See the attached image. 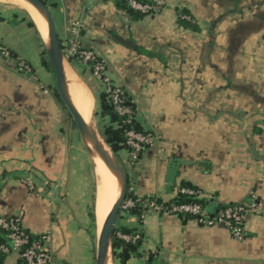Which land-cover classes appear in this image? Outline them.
Listing matches in <instances>:
<instances>
[{
	"label": "crops",
	"instance_id": "1",
	"mask_svg": "<svg viewBox=\"0 0 264 264\" xmlns=\"http://www.w3.org/2000/svg\"><path fill=\"white\" fill-rule=\"evenodd\" d=\"M116 1L49 0L61 37L80 24L82 47L106 62L136 122L159 137L135 162L126 148L115 155L128 187L167 203L188 183L212 210L252 208L242 242L166 212L142 222L123 215L120 223L143 233L141 253L155 254L156 264H264V0H165L158 13L139 17ZM181 10L199 31L178 23ZM11 14L0 13V46L32 75L0 56V217L22 213L25 230L44 237L52 264H96L81 139L68 128L54 72L42 63V41L29 51L22 37L35 29L16 30ZM68 66L83 81V66ZM85 80L102 92L91 74ZM0 264L25 263L12 252Z\"/></svg>",
	"mask_w": 264,
	"mask_h": 264
},
{
	"label": "built area",
	"instance_id": "2",
	"mask_svg": "<svg viewBox=\"0 0 264 264\" xmlns=\"http://www.w3.org/2000/svg\"><path fill=\"white\" fill-rule=\"evenodd\" d=\"M129 7L143 15L155 14L166 6L165 0H150L148 3H138L135 0H128ZM80 24L73 23L70 28L68 37L67 50L64 52L65 57H75L84 66H86L94 79H96L102 88V92L108 95L110 103L113 105L117 115L123 119V123L130 124L135 119V112L132 106L128 104L126 92L116 85L108 76L106 62L101 59L94 51L82 47L79 39ZM0 56L9 59L10 52L0 46ZM18 71L22 74H32L31 67L19 60L17 64ZM126 146L130 152L132 162L139 159L140 155L148 148L158 142L159 137L151 132L141 133L132 129L125 131ZM179 193L204 197L199 191L188 188H179ZM134 206L131 200H126L121 210H128ZM147 212L143 219L149 213L166 212L174 215H187L193 218L199 225L207 228L221 227L227 230L230 235L237 241H244L247 236L246 221L252 208L246 205L234 204L227 205L222 210L210 209L208 205L201 206L197 203L173 205L170 209L164 211L158 204L146 205ZM23 214L13 217H0V230L7 233L8 244L0 245V254L9 255L17 252L25 264H52V255L43 247L44 237L31 240L26 233L22 223ZM121 239L126 242H136L140 235H120Z\"/></svg>",
	"mask_w": 264,
	"mask_h": 264
},
{
	"label": "trees",
	"instance_id": "3",
	"mask_svg": "<svg viewBox=\"0 0 264 264\" xmlns=\"http://www.w3.org/2000/svg\"><path fill=\"white\" fill-rule=\"evenodd\" d=\"M42 1L46 5H48V0H42ZM135 1L138 3H143V4L150 2V0H135ZM116 4L118 5V7H120L121 9L127 10L128 12L133 14L135 17L143 16V14L139 12H135L129 7L128 0H117ZM178 23L184 28L194 30V31H199V28L197 27V25L192 23L191 18L187 15L186 11L184 10L178 11ZM28 25L34 28L38 32L35 23L31 19L28 21ZM59 38H60L62 49L65 52L68 47L67 46L68 39H64L61 37ZM9 59H14L16 62V66L19 63V59H17L12 52H10ZM67 61L73 68L75 67L78 68V66L80 65L83 66L81 67L82 70L80 74L82 79H85L86 74H91L90 70L86 66H84L77 58L67 57ZM42 63L48 70H51L52 72H54L51 66V63L48 59L46 48H44V51L42 52ZM17 70H18V66H17ZM55 94L57 95L58 99L61 101V98L59 96L57 89L55 91ZM126 98L129 104V99L127 95H126ZM98 99H99V109H100L99 116L105 123L102 133L100 134L102 135L105 143L111 149L114 156L122 149L124 148L128 149L126 146V138H125L126 130L132 129L136 132H141V133L148 132L144 130L136 122V119H134L132 123L130 124L123 123V119L117 115L113 105L109 101L108 95L105 92H101L100 95L98 96ZM132 109L134 110L133 107ZM180 188H188L194 191H199V189H197L196 187L188 183L182 184ZM126 200H131L134 203V206L125 211L121 210L120 219L123 215H130V216H136L140 222L143 221V215L147 212V208L145 206L148 204L149 205L153 203L158 204L163 208L164 211H166L170 209L173 205L197 203V204H200L201 206H206L208 203L205 197L198 198L195 196L193 197V196L184 195L179 192L176 198L166 203V202L161 201L160 199H157L151 196L138 197L133 193V191L130 190V188H128ZM228 205H234V204H228ZM226 206L227 205H220L217 209L222 210ZM90 216H91L93 224H95L96 222L95 208L91 210ZM178 216L186 220L188 219L193 220L192 217L187 216V215H178ZM26 233L29 235L32 241L39 238L29 233L27 230H26ZM120 235H129V236L140 235V239L136 242H126L123 239H121ZM143 241H144V235L141 231L135 228L126 227L122 225L119 221L114 231V234H113V256H114L115 263L116 264H128L130 259L134 257L136 259L145 258V261L147 262V264H156L155 254L141 253V247H142ZM8 242L9 240L7 237V233L4 232L3 230H0V245H7ZM0 256H5V255L0 254Z\"/></svg>",
	"mask_w": 264,
	"mask_h": 264
},
{
	"label": "bare ground",
	"instance_id": "4",
	"mask_svg": "<svg viewBox=\"0 0 264 264\" xmlns=\"http://www.w3.org/2000/svg\"><path fill=\"white\" fill-rule=\"evenodd\" d=\"M8 3L25 11L36 24L43 39L49 43L48 22L43 13L36 9L28 0H0V3ZM68 95L74 107L81 114L89 129L94 132L106 153L113 161L111 150L104 144L98 136L97 127L94 118L95 98L91 90L84 82L71 70L67 63L63 64ZM91 153V160L97 182V196L95 215L98 223V230L101 223L109 215L114 205L118 201L121 193V175L112 171L103 159L92 139H84ZM106 264H114V258L111 249L108 252Z\"/></svg>",
	"mask_w": 264,
	"mask_h": 264
},
{
	"label": "water",
	"instance_id": "5",
	"mask_svg": "<svg viewBox=\"0 0 264 264\" xmlns=\"http://www.w3.org/2000/svg\"><path fill=\"white\" fill-rule=\"evenodd\" d=\"M28 1L36 9H38L41 13H43L47 19L48 34H49V45L45 43L47 56H48V59L54 71V75H55L56 82H57V90L61 98V101L73 118V121L75 124L74 129L78 130L83 140L84 139L93 140L96 146V149L98 150V153L100 154L105 164L110 169H112V171L120 174L122 178L121 195L118 201L116 202V204L114 205L113 209L109 213V215L106 217L105 220L102 221L101 227L99 230H98V223L96 221V226H97L96 264H106L108 252L110 249L113 255V234L119 222L120 212H121L122 206L125 202L126 195L128 192V188H129L128 180H127L124 170L118 164V161L116 160L114 154L112 153L114 157V160L112 161L110 157L108 156V154L106 153L104 147L101 145L97 135L89 129L86 122L82 118L81 114L74 107L72 101L70 100V97L68 95L67 85H66L64 69H63L64 61H66L68 64L69 62L65 58L64 51L60 43V38L57 33L56 24H55L52 12L50 10V7L46 5L42 0H28ZM128 45L134 46L132 42H129ZM129 105L131 106L130 99H129ZM94 116H95V113H94ZM98 135L103 140L104 144L108 147V145L105 143L102 135L99 132H98ZM86 147L89 150L87 145Z\"/></svg>",
	"mask_w": 264,
	"mask_h": 264
},
{
	"label": "rangeland",
	"instance_id": "6",
	"mask_svg": "<svg viewBox=\"0 0 264 264\" xmlns=\"http://www.w3.org/2000/svg\"><path fill=\"white\" fill-rule=\"evenodd\" d=\"M48 6L50 7V10H51L53 18H54L58 36L61 37V32H60V29H59V22H58L57 18L54 15V10H53V8H51L49 0H48ZM1 12L2 13L4 12L5 14L14 13V14H11L10 19L12 21V26L13 27L15 26L17 28L16 30L25 29L26 25L28 24V21L31 19V17H29V15L25 11H23V10H21V9L15 7V6H12L11 4L4 3V2L0 3V13ZM23 20L25 21V25L22 24L23 22H21ZM35 31L32 32L31 38L29 37L27 39H24V37H22V41H21V43L24 46H26L29 51H32V52H35L40 47V45H41L40 40L42 41L44 48H46L45 47V43L47 45H49L48 42H46V41L44 42L42 40L41 34L39 32H37V31L36 32ZM30 75H32V74H30ZM85 78H86V76H85ZM83 81L88 86V88L91 90V92H92V94H93V96L95 98V110H94L95 116H94V118H95V123H96V127H97V133L98 132L102 133V130H103L104 126H105L104 125L105 123L101 119V117L99 116L100 109H99L98 96L100 94L97 93V91L94 90L91 82H88L85 79H83ZM51 82L57 88V82H56V80H54V77L51 79ZM60 105H61L60 107L65 112L66 120L68 121V128L72 129L75 126L73 118H72V116L70 115V113L68 112V110L66 109V107L64 106V104L61 101H60ZM73 134H74V137L76 138L77 141H80V139H81V143H82L81 152H82V154H83V156H84V158L86 160L85 172H86V175L88 176V183H89V190H90L89 192H90V195H91V209H94L95 206H96L97 182H96L95 172H94V168H93V163H92V160H91V153L86 147V145H87L86 141L83 140V138L80 136V134H79L77 129L76 130L74 129ZM113 160H114V157H113ZM121 185H122V178H121ZM96 221H97V219H96ZM93 233L95 234V238H96L95 245H96L97 244V237H96V235H97V226H96V222L94 224ZM95 252H96V249H95ZM140 264H143V263L141 262Z\"/></svg>",
	"mask_w": 264,
	"mask_h": 264
}]
</instances>
